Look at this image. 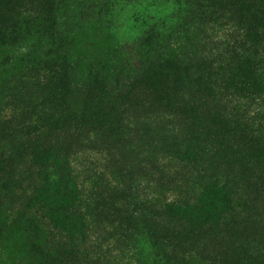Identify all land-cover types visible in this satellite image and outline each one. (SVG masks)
<instances>
[{
    "label": "trees",
    "instance_id": "trees-1",
    "mask_svg": "<svg viewBox=\"0 0 264 264\" xmlns=\"http://www.w3.org/2000/svg\"><path fill=\"white\" fill-rule=\"evenodd\" d=\"M261 2L225 1V16L213 22L215 25L220 22V25L209 27L210 31H207V45L211 49L206 56V80L207 104L216 99L225 110L228 107L233 110V116L237 115L248 125L264 131V18L253 20L242 15L245 11L262 8ZM195 3L196 0H178L171 14L151 20L140 28L134 43L139 48L140 65L162 62L171 69H178L184 65L191 68L195 61L205 60L203 52L194 46L195 32L192 31L191 19ZM87 4L86 1L67 0L62 7L53 4L44 7L21 2L6 8L0 3V48L9 49L22 64L19 70L17 65L13 69L23 73L27 71V65L48 62L51 54L66 49L80 28L77 23L83 19ZM220 49L223 50L220 52ZM69 50L67 48L62 58L56 56L55 61L61 60L66 71L83 63L87 74L64 85L63 92L71 106L60 120H50L47 124L42 122L35 127V120L42 119L45 114L28 113L27 108L15 107L9 89L1 94L7 101L3 116L7 119H0L1 128L3 124L10 125L18 140L25 142L32 138L50 141L49 144L34 145V150L37 149L40 155L48 156L51 151L55 153V148L65 147L72 154L87 152V156L90 153L98 156L95 159L84 158L81 163L83 169L79 168L77 177L73 178L69 166L66 167V183L60 189L65 191L66 184L70 183L77 191L78 201L72 204L68 201L55 203L53 200L41 203L44 194H40V187L31 193V208L34 209L37 203L45 205L47 213L63 223L81 217L82 220L90 217L96 222L98 203L102 200L109 203V209L117 213L118 218L111 221L105 218V227L95 232L97 237L91 241V256L83 264H145L143 258L119 262L108 256H115L114 253L123 248L135 251L138 246L134 243H139V240L147 239L158 247L161 244L157 239L160 224L169 225L168 222L173 221L178 226L190 225V213L209 226L222 219L232 200L231 191L224 186L228 178L223 179L214 173L216 166L220 165L215 160V149L213 146H196L199 138L193 137V133L184 126L187 118L182 112L194 109L206 98L205 94L193 90L194 85L189 84L190 90L180 95L179 104L185 110L180 108L179 114L156 107L149 101L142 103L136 96L143 87L138 85L134 88L138 81L129 74H123L119 59H103L86 51L72 56ZM217 52L218 61H211L218 57ZM100 65L106 66L104 78L96 73ZM23 76L20 75L21 78ZM44 78L41 77L39 82H44ZM25 94L33 97L31 92ZM100 103L110 114V134H106L109 128L105 122L104 126H99L88 118L93 116ZM9 110L12 114L7 116ZM55 116L58 114L51 113L48 118ZM144 135L153 136L150 144L145 143L146 149L140 140ZM169 146L173 150L168 153ZM193 167L198 170L194 172L191 170ZM174 178L195 180L192 195L182 196L173 187L161 185L162 181ZM59 182L60 179L52 184ZM3 189L0 182V205L4 206ZM205 193L207 197L203 196ZM17 203L15 201L10 208L12 211L18 208ZM101 208L105 209L104 205ZM121 219L129 222L130 226H123ZM108 231L109 236L104 238ZM190 235L184 233L178 239V264H222L201 256L199 241H193L197 236ZM183 245H188V249L182 250Z\"/></svg>",
    "mask_w": 264,
    "mask_h": 264
},
{
    "label": "rangeland",
    "instance_id": "rangeland-1",
    "mask_svg": "<svg viewBox=\"0 0 264 264\" xmlns=\"http://www.w3.org/2000/svg\"><path fill=\"white\" fill-rule=\"evenodd\" d=\"M82 1L88 3L87 9H84L83 19L77 23L80 28L74 33L73 42L67 47L71 55L86 51L103 59H119L123 74H129L138 81L134 88L138 85L143 87L142 92L136 96L137 100L142 103L149 101L156 107L177 114L183 108L179 104L180 95L190 90L189 84L194 85L193 90L203 92L206 98L199 105L192 110L183 108V116L187 118L184 126L193 133V137L199 138L196 146H213L215 160L220 164L214 173L223 179L228 178L224 186L232 194L228 204L230 209L223 212L222 219L219 218L215 225L209 226L190 213V225L178 226L173 221L168 222L169 225L160 224L157 239L161 244L158 247L147 239L139 240V243H134L138 246L135 251L123 248L115 252V256L108 257L119 262L143 258L145 264H178V239L184 233H191L190 236H197L193 241H199L201 256L209 260H218L222 264H264V131L248 125L237 115L233 116V110L229 107L225 110L216 99L207 104L206 56L211 49L207 45V31H210L209 27L220 25V22L216 25L213 22L225 16L226 0H196L191 19L192 31L195 32L194 46L203 52L205 60L191 63L194 67L184 65L178 69H171L162 62L140 65L139 48L134 44L140 28L151 20H159L171 14L178 0ZM21 2L30 6L39 4L46 7L53 4L62 7L67 0H0L6 8ZM261 3L262 8L245 11L242 15L253 20L264 18V0ZM67 48L51 54L48 62L27 65V71L23 73L18 71L22 64L14 58L15 55L9 49L0 48V97L3 90H10L15 107L27 108L28 113L45 114L42 119L35 120V127L42 122L47 124L50 120H60V116L71 106V101L63 92L64 85L70 83L71 79L84 78L87 74L83 63L74 70L66 71L61 60L55 61L56 56H64ZM218 59L219 56L211 61L217 62ZM15 65L18 70L13 69ZM104 69L106 66L103 65L96 68L101 78H104ZM20 75L26 76L21 78ZM41 77L46 80L39 82ZM25 92H31L33 97H28ZM5 103L7 101L1 97V121L7 119L3 117L6 112ZM8 112L7 116H10L12 113L10 110ZM51 113L58 116L48 118ZM109 115L100 103L93 116L88 118L99 126H104L105 122L109 128H105L106 134H110ZM0 132V182L4 185V206L0 205V264H83L91 256V241L97 237V229L105 227V218L111 221L117 219L118 214L109 209V203L105 204L102 200L98 203L96 222L90 217L83 220L81 217L63 223L49 215L45 205L37 203L34 209L31 208L30 196L35 189L42 187L40 194H44V198L41 203H51L53 200L55 203L68 201L72 204L78 201L77 191L70 183L66 184L65 191L60 189L66 183V167L69 166L73 178L77 177L79 168L83 169V159H95L98 156L93 153L87 156V152L82 153L83 156L72 154L65 147L59 150L55 148V153L51 151L50 155L43 156L37 149L34 150V145L42 142L49 144L50 141L43 138H28L29 142L18 140L16 132L8 124H3L2 128L0 126ZM152 137L144 135L140 138L144 149L145 143L150 144ZM172 150L169 146L167 152ZM191 170L196 172L198 168L193 167ZM142 174L147 176L146 172ZM58 179V184H52ZM194 182L174 178L162 181L161 185L165 188L173 187L182 196H190ZM203 196L207 197V193ZM15 201L18 202V208L12 211L10 208H13ZM103 205L105 209L101 208ZM120 221L123 226L129 223L123 219ZM109 234L108 231L104 238ZM186 249L188 245H183L182 250Z\"/></svg>",
    "mask_w": 264,
    "mask_h": 264
}]
</instances>
